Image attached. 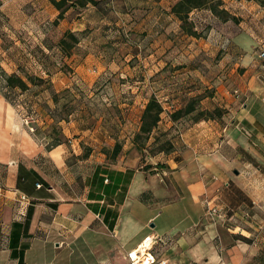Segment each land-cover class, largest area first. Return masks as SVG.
<instances>
[{
  "label": "crops",
  "instance_id": "obj_1",
  "mask_svg": "<svg viewBox=\"0 0 264 264\" xmlns=\"http://www.w3.org/2000/svg\"><path fill=\"white\" fill-rule=\"evenodd\" d=\"M165 1L149 5L153 47L144 44L138 54L154 73L141 80L149 97L161 84ZM195 12L215 17L201 44L216 41L223 58L206 77L190 60L184 69L195 80L183 82L181 93L212 88L200 108L225 112L183 129L178 124L186 118H170L164 130H178L169 151L67 158L68 144L46 150L44 139L37 143L24 129L19 105L0 92V264H131L129 252L149 235L165 240L154 252L168 263L246 264L255 255L253 228L264 218V64L256 53L262 40L242 20L223 23L210 10ZM213 206L219 212L211 215Z\"/></svg>",
  "mask_w": 264,
  "mask_h": 264
},
{
  "label": "rangeland",
  "instance_id": "obj_2",
  "mask_svg": "<svg viewBox=\"0 0 264 264\" xmlns=\"http://www.w3.org/2000/svg\"><path fill=\"white\" fill-rule=\"evenodd\" d=\"M96 1L71 7L56 22L59 10L51 0H0V92L19 105L24 129L37 143L44 139L46 150L59 138L64 141L61 144L69 145L67 158L99 161L110 158L107 150L111 152L118 141L123 146L120 155L125 158H149L195 116H187L176 130H164L171 112L191 98L181 93L183 82L195 80L185 66L190 60L196 61L204 77L215 76L218 71L223 50L217 49L216 41L210 46L201 44L209 40L215 17L209 18L205 12L191 15L203 36L190 39L180 20L171 18L169 10L175 0L163 3L165 18L160 20V28L165 31L161 41L165 52L158 65L163 68L156 92L165 109L164 117L161 128H156L145 148L139 150L134 144L131 147V142L150 98L149 92L141 94V80L145 71L154 73L151 66H143L142 54H138L144 44L153 47L155 22L150 6L155 0ZM225 5L233 12H243V16L235 15L239 21L231 20L232 24L242 20L243 29H253L262 40L256 53L260 65L264 64L260 55L264 52L263 7L249 0H224ZM146 8L149 11L145 12ZM69 30L79 37L70 56L59 47L60 38ZM11 74L23 78L29 87L23 90L9 85L7 76ZM212 90L196 96L204 97ZM253 230L257 249L246 264H264V218Z\"/></svg>",
  "mask_w": 264,
  "mask_h": 264
},
{
  "label": "trees",
  "instance_id": "obj_3",
  "mask_svg": "<svg viewBox=\"0 0 264 264\" xmlns=\"http://www.w3.org/2000/svg\"><path fill=\"white\" fill-rule=\"evenodd\" d=\"M258 3L264 9V0H249ZM54 6L59 10V15L56 22L64 18L65 13L74 6L85 7L88 3L97 4L96 0H51ZM207 9L210 10L216 17L222 21H239L235 15L230 13L224 6V0H176L170 7L169 12L175 15L180 20L181 29L195 37L203 36L200 33L194 21L191 18V13L194 10ZM79 42V37L76 33L69 30L59 40V47L62 52L71 55L72 48ZM31 79H34L31 76ZM7 82L11 86H19L23 90H26L29 87V84L17 74H11L7 76ZM203 97L194 96L191 97L187 104L181 108H178L171 112L170 116L173 121H177L181 118H187L190 115H195L192 119L193 122L200 120H209L215 119L218 116H221L225 110L219 107L215 109H202L199 106V103ZM164 106L157 98L156 95H152L141 115V123L138 132L134 136V145L137 149L142 150L145 148L147 141L149 140L151 134L155 128L159 125V122L162 119V114L164 113ZM64 141L62 139L55 138V142L49 144V148H53ZM172 148V143L167 142L165 146H162L154 154L161 151H169ZM123 146L120 142H116L110 152L107 150V155L113 160H115L121 153Z\"/></svg>",
  "mask_w": 264,
  "mask_h": 264
},
{
  "label": "built area",
  "instance_id": "obj_4",
  "mask_svg": "<svg viewBox=\"0 0 264 264\" xmlns=\"http://www.w3.org/2000/svg\"><path fill=\"white\" fill-rule=\"evenodd\" d=\"M264 57V52L260 54ZM40 186V184H38ZM22 200H27L26 195L21 196ZM209 211L211 214H216L219 209L216 206L210 207ZM148 242V243H147ZM165 242L160 236H147L138 248L131 250L128 254L131 264H174L168 263L167 260L159 259L154 252L155 246L159 243Z\"/></svg>",
  "mask_w": 264,
  "mask_h": 264
},
{
  "label": "bare ground",
  "instance_id": "obj_5",
  "mask_svg": "<svg viewBox=\"0 0 264 264\" xmlns=\"http://www.w3.org/2000/svg\"><path fill=\"white\" fill-rule=\"evenodd\" d=\"M148 243V242H147Z\"/></svg>",
  "mask_w": 264,
  "mask_h": 264
}]
</instances>
